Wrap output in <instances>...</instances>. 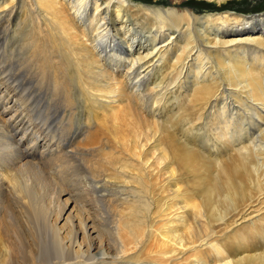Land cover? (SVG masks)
<instances>
[{"label": "bare ground", "instance_id": "6f19581e", "mask_svg": "<svg viewBox=\"0 0 264 264\" xmlns=\"http://www.w3.org/2000/svg\"><path fill=\"white\" fill-rule=\"evenodd\" d=\"M33 5L0 57L51 105L17 120L0 83V264H264V13ZM22 7L0 0V41Z\"/></svg>", "mask_w": 264, "mask_h": 264}, {"label": "rangeland", "instance_id": "374dc122", "mask_svg": "<svg viewBox=\"0 0 264 264\" xmlns=\"http://www.w3.org/2000/svg\"><path fill=\"white\" fill-rule=\"evenodd\" d=\"M21 1H23V7L20 8L21 10L19 11V17H20L19 20H22L23 23L20 25H17L18 23L17 24L14 23V27L12 26V28H14V29H20L19 31L16 30L18 32H16L15 30L12 29L11 32L6 33V37L5 36H3L4 38L1 37L2 39L0 41V48H2V47L4 48L5 44H7L6 50L2 49L3 55H7L8 51H9L8 53H10V51H13V53H14L15 48H17L16 42L18 41V39L20 42L23 38H25V35L27 38L31 37V35H29L28 33L32 32V27L30 25L33 26V24L30 23V22H32L31 19L34 17L33 13L30 12L32 9H34L33 0H21ZM135 2H137V3L142 2V3L147 4V5L176 6L178 8L189 7L191 9H194L197 13H204L207 11L216 12V11H224V10H231L233 12L242 13L245 15H254V14L264 13V0H227V1H223V2H216V1L210 2L207 0H184V2H183L184 4L183 3H181V4L173 3L172 4L168 0H165V1H163V0H160V1L159 0L158 1L157 0H135ZM24 11L26 13L28 12V15L24 14ZM26 15H27V17L25 18ZM27 20L29 21V23ZM42 24H44V23H42ZM137 29H139V28H137ZM133 30H136V29H133ZM55 38H56V36H55ZM4 40H6V43ZM51 40H53V39H51ZM56 40H57V38H56ZM50 43L48 44L47 49H49L52 53H54V55H52V57H51L53 60L51 58L50 59L54 62L58 61L60 58L65 59L63 52H61V50H59L58 47H56L58 44V40L50 42ZM13 47H14V49H13ZM55 48H57V49H55ZM4 58L5 57H0V72H1L0 73V83L2 84V82H6L7 85H5L4 87L10 86V89L7 90L6 92L1 91V93H4V98H3L2 103L9 102L10 104L8 103L7 106L15 104L16 106L19 107L17 113L15 114V119H17V120L22 118V115L27 114L26 111H23V108L25 107L26 104H28L29 106L31 105V107L33 106L32 107L33 111H34V114L32 117L33 122H35V124H37V125H40L39 122H41V120L45 119V117H46V114H43L42 112H44L46 110V108L48 106L50 107V105H51L50 104L51 103L50 94L49 93L47 94V92H51V90L48 87H46V83L44 85H42L43 88H41V89L37 88L35 83L33 82L35 78L32 77V75L30 74L31 72L29 73L27 66L25 64L22 65L23 67L21 68V70H18V69L13 68L14 67L13 61H15L14 58L12 59V61H10V60L3 61ZM74 62L79 63L80 61H78L75 58ZM73 68L72 67L68 68V74H67L68 76L67 77H69L70 80L72 79L74 82V80L76 81L75 77L77 76V74ZM27 71H28V73H27ZM25 75H27V77ZM72 80L70 81L71 83H72ZM75 83L77 85V82H74L72 84H75ZM76 88L77 87L75 86V88H74L75 94L77 93L76 95H79L80 90H78V88L77 89ZM1 89H2V87H1ZM9 91H10V93H9ZM22 97L24 98L23 104H21ZM73 103L75 105H77L79 102H77V99H76V101L73 100ZM86 103H87L86 101L81 100L80 106L83 110V119L86 118V116L89 112L88 108L90 107ZM72 105L73 104L71 103L70 106H72ZM9 108L12 109V107H9ZM5 110H6V108H5ZM19 111H20V113H19ZM0 114H1V110H0ZM38 119H40V120L36 122V120H38ZM49 120L50 121H49L48 125L46 123L45 127H43L42 130H47L50 135L57 133L59 140H61L60 137L62 135H61L60 131L62 129L59 128L58 129L59 131H58L57 125H52L53 118H50ZM56 130H57V132H56ZM80 133H81V131L76 132L74 137L78 138ZM17 134H19V132ZM16 138H17V135H16ZM26 139L29 140V138H26ZM37 146H39V145H37ZM150 247H151V245L147 244L146 246H144L142 251L144 252L145 250L149 249ZM133 264H136V261H134Z\"/></svg>", "mask_w": 264, "mask_h": 264}]
</instances>
